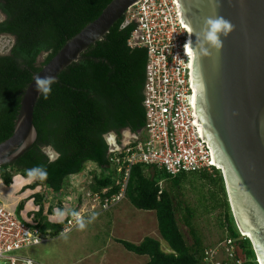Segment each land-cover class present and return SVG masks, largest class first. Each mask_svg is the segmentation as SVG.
Masks as SVG:
<instances>
[{
  "label": "trees",
  "instance_id": "trees-1",
  "mask_svg": "<svg viewBox=\"0 0 264 264\" xmlns=\"http://www.w3.org/2000/svg\"><path fill=\"white\" fill-rule=\"evenodd\" d=\"M113 0H0V38L14 39L8 54L1 53L0 45V144L14 132L26 88L34 76L47 65L57 53L84 28L100 17ZM125 17L119 20L101 41L92 45L80 60L65 70L52 85V93L41 96L34 114L38 139L32 148L17 162L0 168L7 186L13 183L10 170L26 177V170L45 166L48 178L38 181L53 194L61 195L68 187L71 176L81 174L89 163L103 168L101 176L95 177L94 192L115 186L116 169L109 162L110 145L102 138L114 132L118 138L124 129L134 134L143 131L146 113L143 107L146 66L145 49H131L128 41L135 24L124 26ZM46 54L44 61L38 58ZM52 144L61 152L60 159L49 163L41 147ZM190 177H200L215 188L205 194L203 206L206 212L223 210L221 225L227 236L236 240L244 264H258L251 241L242 238L229 203L226 185L221 171L214 170L181 174L171 177L163 171L143 165L132 169L127 197L138 210L156 212L158 230L171 252L162 250L158 240L147 237L139 244L118 240V243L136 255L147 256V264H204L203 243L192 223L195 208L181 199L176 203L172 191H181ZM171 182V189H163L160 182ZM117 192V188L110 194ZM37 206L44 196H34ZM206 203L208 206H206ZM211 205V206H210ZM25 206L16 208L22 218ZM182 212L183 223L191 229L193 245H190L180 229L177 215ZM42 207L35 217L43 230H59L61 223L46 220Z\"/></svg>",
  "mask_w": 264,
  "mask_h": 264
},
{
  "label": "water",
  "instance_id": "water-1",
  "mask_svg": "<svg viewBox=\"0 0 264 264\" xmlns=\"http://www.w3.org/2000/svg\"><path fill=\"white\" fill-rule=\"evenodd\" d=\"M140 0H113L98 19L71 39L26 88L13 135L0 144V168L23 157L36 143L37 79L59 76ZM194 53L197 114L220 169L236 226L264 264V0H178ZM209 18L230 22L220 47L201 49L199 33ZM42 54L37 64L42 63ZM35 140H29L33 132Z\"/></svg>",
  "mask_w": 264,
  "mask_h": 264
},
{
  "label": "built area",
  "instance_id": "built-area-1",
  "mask_svg": "<svg viewBox=\"0 0 264 264\" xmlns=\"http://www.w3.org/2000/svg\"><path fill=\"white\" fill-rule=\"evenodd\" d=\"M124 17V26L135 24L128 46L145 49L148 55L143 91L146 125L143 131L133 135L127 145L111 148L113 156L109 157V162L116 169L114 188L117 192L110 194L114 188L105 187L100 192L89 193L96 204L92 208L96 218L126 200L135 166L155 168L171 177L220 171L197 114L191 33L182 20L178 0H140ZM89 164L94 165L99 174L88 170L87 164L83 173L68 179L70 187L75 186L72 180L81 176L86 184L101 176L103 168ZM162 182L160 194L164 189ZM78 212L86 220L92 216L89 211ZM75 230L78 227L70 215L65 217L59 230H43L34 223V219L20 218L16 209L0 203V264H42L26 255L25 251L46 245L57 236ZM241 237L245 238L243 234ZM236 242L226 236L219 246L205 248L203 263L244 264Z\"/></svg>",
  "mask_w": 264,
  "mask_h": 264
},
{
  "label": "rangeland",
  "instance_id": "rangeland-1",
  "mask_svg": "<svg viewBox=\"0 0 264 264\" xmlns=\"http://www.w3.org/2000/svg\"><path fill=\"white\" fill-rule=\"evenodd\" d=\"M3 19L4 17L0 14V21ZM13 42V38L2 36L0 38L1 53L8 54ZM44 57L42 58V62L44 61ZM127 130V136H124L123 134L120 138L115 136L114 142L111 144L108 143L110 148H114L112 147V144L121 148L123 145H127L131 141V137L134 133L129 129ZM112 151L113 150L111 149L110 153ZM88 170H94L93 174H99L94 165L88 164ZM10 172L13 176V183L10 186H7L0 171V203L5 204L12 209H16L23 203L25 208L22 212V216L26 220L30 221V219H34V216L32 218L28 216V214H37L41 207L46 220L48 222H55L53 219L54 209L83 210L84 212L89 211L92 213V208L96 206L93 202L92 195L89 196V193H93V186L95 184L94 178L93 180L91 179V183L89 184H86L83 176H81V178H76L75 180H72V182L75 183V186L70 187L68 185V187L62 191L61 195H57L53 194L42 184L38 186L36 185L34 188L31 187L37 184L39 180H30L27 176L24 177L14 170H10ZM162 183L164 189L167 188L172 190L171 182L166 180ZM214 189L215 188L211 187V185H207L200 177H190L184 182L181 191H172V196L174 197L176 195V203L181 199L186 205L195 208L197 215L192 223V227L196 230V233L201 239L204 249L219 246L227 236L226 229L221 225V221L224 219L223 210L216 209L214 212H206L205 205L203 206V203H205V194L207 195L209 190L213 191ZM36 194H42L44 196L43 203L40 206H37L34 199ZM83 195L85 197H83ZM206 206H208L207 203ZM125 215L130 219L136 215L138 217H143L144 215L149 216L151 221H153V223L155 222V226L150 228L151 230L148 234H152V232L157 230L156 226H158V220L156 213L138 210L132 205L127 197L118 207L106 214H101V216L92 220L91 223H88L85 230L78 229L70 234L57 236L58 238L51 240L46 245L26 250L25 254L42 264H129L128 261L131 258L130 256L137 258V260L139 259L142 263H146L149 261V257L131 253L127 251L123 245L121 246V244L118 246L116 245L118 240L133 244L141 239V237L145 236L144 231L146 230L140 234L136 233L137 229H140L138 223L133 222L131 224V220L129 219L130 224L127 220L124 222L126 218H122ZM182 216V212H178L177 219L180 229L185 235L188 243L193 245L194 241L191 229L185 226ZM132 227L134 228V233L131 231L133 230ZM150 238L155 240H159L160 238L161 244H166L161 238L159 232H157L156 236ZM114 247H116L121 254H124L121 259L118 258L120 256L118 252L115 253L116 258L111 259V257H114ZM162 250L166 253L171 252V250H167V247L165 248L163 246ZM92 252L97 254H95L94 257H91Z\"/></svg>",
  "mask_w": 264,
  "mask_h": 264
},
{
  "label": "clouds",
  "instance_id": "clouds-1",
  "mask_svg": "<svg viewBox=\"0 0 264 264\" xmlns=\"http://www.w3.org/2000/svg\"><path fill=\"white\" fill-rule=\"evenodd\" d=\"M231 24L230 22L224 20L223 18H209L204 23V28L199 33V37H201V49L205 53H207V45H210L212 47L219 48L220 41L218 40V34L223 33L224 35H227L229 31H231ZM188 45L186 44V48ZM37 85L38 90L41 92V95L44 99H47L51 93H52V85L56 83L55 79L51 77H47L44 79H37ZM124 136L128 135V130L124 129L123 133ZM114 132H108L102 135V138L109 144L114 142L115 138ZM36 133L33 130L31 135L29 136V140L34 141L35 140ZM41 151L47 156L49 163H54L56 160L60 159L61 152L58 151L54 145L48 144L41 147ZM27 177L30 180H39V181H45L48 178V171L45 166H36L31 169L26 170ZM67 215H70L72 218H74L76 225L79 230H85L88 223H91L92 220L96 218L95 214H92V216L89 219H85L80 212L72 210L69 211V209H54L53 211V219L55 222L63 223L65 217Z\"/></svg>",
  "mask_w": 264,
  "mask_h": 264
},
{
  "label": "crops",
  "instance_id": "crops-1",
  "mask_svg": "<svg viewBox=\"0 0 264 264\" xmlns=\"http://www.w3.org/2000/svg\"><path fill=\"white\" fill-rule=\"evenodd\" d=\"M133 137V136H132ZM132 137H131V139H132ZM112 147H116L115 146V144H112ZM140 211H142V210H140ZM147 212H154V211H147ZM156 213V212H155ZM137 215H139V214H137ZM134 216V217H132L131 219L128 217V216H124L122 219H124V218H126L125 220H124V222L127 220L128 221V223L130 224V221L129 220H131V224L133 223V222H136V223H138L139 225H140V229L138 228L137 229V231H136V233L138 234H140V233H142L144 230H146V231H144L145 233H144V235L145 236H143V237H141V239H139L137 242H135V243H133V244H140V243H142L143 241H144V239L145 238H147L146 236H148V237H153V236H156L157 235V232H159V230H158V226H156L157 227V230L155 231V232H152V234H148L149 233V231L151 230L150 228L153 226H155V222L153 223V221H151V218L149 217V216H143V217H138V216ZM137 218V219H136ZM129 219V220H128ZM114 225V224H113ZM133 228V227H132ZM153 229V228H152ZM133 233H134V228H133V230H131ZM154 234V235H153ZM160 234V233H159ZM136 236V235H135ZM159 237V236H158ZM117 241V240H116ZM115 241V242H116ZM122 241V240H121ZM160 243H161V241H160V238H159V240H158ZM166 243V242H165ZM116 245L118 246V245H120V243H118V241L116 242ZM122 246V245H121ZM161 246H163V247H167V250L169 249L170 250V248H169V246H168V244L166 243V244H161ZM113 252H114V257L112 258L111 257V259H114V258H116V255H115V253H117L118 252V254H120V256L118 257L119 259H121L123 256H124V254H121V252L118 250V249H116V247H114V249H113ZM112 253V252H111ZM95 254H97V253H91V257H94L95 256ZM108 254H110V253H108ZM131 258L129 259V264H133V263H137V264H147L149 261H150V259H148L149 261L148 262H146V263H142V261H140L139 259L137 260V258H134L133 256H130Z\"/></svg>",
  "mask_w": 264,
  "mask_h": 264
},
{
  "label": "flooded vegetation",
  "instance_id": "flooded-vegetation-1",
  "mask_svg": "<svg viewBox=\"0 0 264 264\" xmlns=\"http://www.w3.org/2000/svg\"><path fill=\"white\" fill-rule=\"evenodd\" d=\"M116 136V135H115Z\"/></svg>",
  "mask_w": 264,
  "mask_h": 264
}]
</instances>
